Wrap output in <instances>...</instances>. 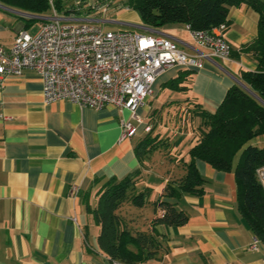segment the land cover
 <instances>
[{
    "label": "crops",
    "instance_id": "crops-1",
    "mask_svg": "<svg viewBox=\"0 0 264 264\" xmlns=\"http://www.w3.org/2000/svg\"><path fill=\"white\" fill-rule=\"evenodd\" d=\"M49 11L38 14L0 1V45L11 47L22 29L37 34L46 19L36 15L50 16ZM123 19L124 23L145 25L137 11L128 10ZM258 21L253 8L232 6L225 33L231 59L203 58L199 67L166 69L138 109L141 123L131 118L128 109L120 110L114 104L94 109L68 100L46 103L42 77L34 69L21 75H0V264H115L98 247L100 226L88 211V203H96L98 192L109 179L140 171L138 189L149 187L152 191L150 185H155L157 190L151 200L154 212L148 218L152 229L153 219L161 213L154 203L163 197L168 182L186 173L185 162L190 161L189 150L197 139L196 128L188 131L187 125L180 126L184 116L177 124L173 117L161 121L155 132L160 111L152 106L155 93L179 89L182 95L177 101L191 104L192 114L195 103L216 110L234 83L246 85L242 71L257 68L242 47L257 36ZM151 28L147 30L172 38L192 55L206 52L185 24L172 22ZM186 70L190 73L183 72ZM180 75L183 78L177 81ZM122 117L137 127L132 138L120 140ZM147 123L152 124V136L167 145L156 151L182 165L183 174L173 172L167 178L157 175L153 182L145 180L153 167L146 158L156 151L142 160L136 145L147 135ZM165 131L174 133L176 143L185 137L184 147L172 149ZM251 143L264 146V135ZM196 165L204 178L203 192L167 198L187 213V222L157 224L163 235L158 256L140 264H264V243L258 249L251 247L256 236L239 210L234 171L216 169L201 159ZM127 215L138 227L137 215Z\"/></svg>",
    "mask_w": 264,
    "mask_h": 264
},
{
    "label": "trees",
    "instance_id": "trees-1",
    "mask_svg": "<svg viewBox=\"0 0 264 264\" xmlns=\"http://www.w3.org/2000/svg\"><path fill=\"white\" fill-rule=\"evenodd\" d=\"M0 1L38 14L51 8L49 0ZM55 3L60 12L68 11L62 0ZM122 3L136 10L147 26L161 27L174 22L192 29H211L227 23L232 6L247 5L259 14L258 34L242 50L250 54L257 68L243 70L241 74L252 92L234 83L216 110L195 103L192 116H199L201 124L196 128L197 139L189 150L191 159L185 162L186 173L168 182L163 197L154 203L161 213L153 219L152 229L140 230L133 224L134 219L123 211L126 204L143 209L149 202L151 189H138L140 171L122 179L111 178L101 187L96 203L87 205L100 226L98 247L115 264H140L157 257L163 235L156 225H181L188 220L187 213L167 198L203 192L204 178L196 165L197 159L222 171H234L239 210L255 236L264 243V190L256 176V170L264 165V146L251 143L252 139L264 135V0H123ZM183 72L190 73L189 70ZM182 78L180 75L176 79ZM166 146V142L153 137L149 131L136 145V151L143 160Z\"/></svg>",
    "mask_w": 264,
    "mask_h": 264
},
{
    "label": "built area",
    "instance_id": "built-area-1",
    "mask_svg": "<svg viewBox=\"0 0 264 264\" xmlns=\"http://www.w3.org/2000/svg\"><path fill=\"white\" fill-rule=\"evenodd\" d=\"M49 2L51 15L37 34L22 29L11 47L0 45V75L36 70L44 83L46 103L68 100L94 109L114 104L120 110L128 109L131 118L141 123L138 109L152 95L157 77L166 69L199 67L203 58L226 61L232 57L226 22L211 29L187 26L195 43L206 51L198 57L148 28L142 32L106 26L107 22L127 24L103 19L97 12L108 10L113 0H72L67 12H60L55 0ZM121 127L120 140L137 133L136 125L124 117ZM151 129L152 124H145L146 132ZM256 176L264 190V165L256 170ZM72 191L76 193L77 187ZM261 242L256 237L251 247L258 249Z\"/></svg>",
    "mask_w": 264,
    "mask_h": 264
},
{
    "label": "rangeland",
    "instance_id": "rangeland-1",
    "mask_svg": "<svg viewBox=\"0 0 264 264\" xmlns=\"http://www.w3.org/2000/svg\"><path fill=\"white\" fill-rule=\"evenodd\" d=\"M62 1L66 5H69L72 3V0H62ZM122 1L123 0H113L111 5H109L108 10L107 9L104 10V8H102L101 10H99L97 12H99V14L102 16L101 18H103V19H108V20L112 19V20L127 22L126 20L123 19L124 14L126 12H128V10H129V12L130 11L135 12L136 10L132 9V7H130L131 10L127 9L126 6L122 5L123 4ZM93 2H96V0H93ZM119 4L122 6H119ZM46 13L50 14V11H47ZM39 22H40L39 19L36 20L34 25L38 24ZM105 25L110 27V28H114V29L126 28L125 26H122V25L117 24V23H112V22H107V23H105ZM134 29L138 30V31H142V32H147L144 29H140V28H136V27H134ZM181 95H182L181 90L171 89V88H166L163 91H161L159 89L155 93V96H154L153 101H152V106H154L155 109L158 108L160 110L158 112L159 118H158V121L156 122L155 132H158L160 130V125H161L160 122L161 121H163V120L168 121L172 117L176 119L174 123L177 124V122H178L177 119H179V117L184 116L183 124H181V123H179V124H181L180 126H182V127L184 126V128L187 125L189 128H185V129L186 130L190 129L188 131H191V129L197 128L200 126L201 119L199 116H190L191 118H188V117L186 118V116H189V114H192V112H191L192 105L188 104L187 102L181 103V102L177 101ZM165 132L166 133H164L163 135L169 137V140L172 143V149H175L176 146H180L182 148L184 147L185 137L176 143V142H174V139H175L174 133L172 132V134H168V131H165ZM176 135H177V132H176ZM147 159H151L153 167H152L150 172L146 173V179H145L146 181H152L153 182V179L156 178L157 175L158 176H164L167 178L169 176H173V175H170L173 172L175 175H178L180 173L183 174L185 172L182 165H178L177 162H175L174 160H169L160 151H156L155 153L152 154V156L147 157L146 160ZM148 178H149V180H148ZM150 186L153 187V190L151 191V195H150V202H148L146 204V206L143 207V209H141L140 207H137L134 205H128V204H126L123 208L124 212H128L130 214L134 213V215H137L136 221H137L138 228L140 230H146V231L149 230L148 218H149L150 214H152L154 212V208H153V204H152L151 200L153 197H155V195L157 193L156 186L155 185H150Z\"/></svg>",
    "mask_w": 264,
    "mask_h": 264
},
{
    "label": "water",
    "instance_id": "water-1",
    "mask_svg": "<svg viewBox=\"0 0 264 264\" xmlns=\"http://www.w3.org/2000/svg\"><path fill=\"white\" fill-rule=\"evenodd\" d=\"M36 17L40 18V19H48L49 18L48 16H42V15H36ZM123 25H126V27H132V28L136 27V28H140V29H145V28L150 29L151 28V27H148L146 25H137V24H129V23L123 24ZM151 29L154 30L153 28H151ZM240 84L243 85L246 89H248L249 91L252 92V90L247 85H245L243 83H240ZM255 96L262 101V99L258 95L255 94Z\"/></svg>",
    "mask_w": 264,
    "mask_h": 264
}]
</instances>
